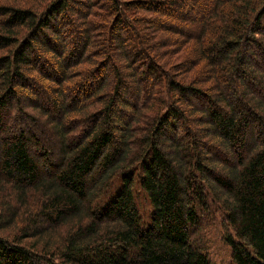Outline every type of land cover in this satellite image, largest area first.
I'll use <instances>...</instances> for the list:
<instances>
[{
	"label": "trees",
	"instance_id": "16d2710c",
	"mask_svg": "<svg viewBox=\"0 0 264 264\" xmlns=\"http://www.w3.org/2000/svg\"><path fill=\"white\" fill-rule=\"evenodd\" d=\"M219 210L264 264V0H0V264H211Z\"/></svg>",
	"mask_w": 264,
	"mask_h": 264
},
{
	"label": "rangeland",
	"instance_id": "374dc122",
	"mask_svg": "<svg viewBox=\"0 0 264 264\" xmlns=\"http://www.w3.org/2000/svg\"><path fill=\"white\" fill-rule=\"evenodd\" d=\"M192 16H194V14ZM71 17L75 21L77 20L75 15H71ZM197 18H201V16ZM69 38L70 37H68V40ZM110 72H111L110 69L107 68L106 75L108 77L109 82L111 80V76L109 74ZM127 81L129 86L134 85V82H131L130 80ZM141 87L145 89L147 86L144 84ZM127 97H129V95H127ZM120 190H121V184L119 180H116L112 188L108 191L107 195L104 197V201L109 202L112 199H114V197L117 195V193ZM134 195L143 222L147 225L150 224L151 207L147 201V198L145 197L146 195L145 192L139 186H135ZM214 209L217 210L216 206H214ZM216 216H217L216 220L211 219L210 218L211 215L206 216L205 219L201 221L200 228H198V230L192 234V237L196 239V244L202 247V249L207 253L211 264H235L232 260L231 247L226 242V237L228 236L229 233H231L230 236L232 237V239H235L236 237L234 233L231 232L229 227L226 226V224H223V214L220 210L219 212L216 213Z\"/></svg>",
	"mask_w": 264,
	"mask_h": 264
}]
</instances>
